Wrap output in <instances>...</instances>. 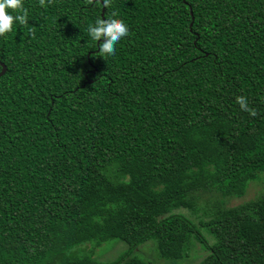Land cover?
<instances>
[{
	"label": "trees",
	"instance_id": "trees-1",
	"mask_svg": "<svg viewBox=\"0 0 264 264\" xmlns=\"http://www.w3.org/2000/svg\"><path fill=\"white\" fill-rule=\"evenodd\" d=\"M22 3L0 36V264H151L148 239L264 264V189L225 202L264 173V0ZM113 11L128 33L105 57L86 27ZM108 239L127 248L97 260Z\"/></svg>",
	"mask_w": 264,
	"mask_h": 264
},
{
	"label": "clouds",
	"instance_id": "clouds-1",
	"mask_svg": "<svg viewBox=\"0 0 264 264\" xmlns=\"http://www.w3.org/2000/svg\"><path fill=\"white\" fill-rule=\"evenodd\" d=\"M43 0H41V3ZM100 8H109L112 0H97ZM28 12L22 0H0V36L12 30L13 24L25 25ZM86 32L91 41L96 42L97 51L101 56H112L115 45L128 33L125 21L119 18L115 11L109 16L101 18L98 16L86 27ZM236 103L242 110L250 111L244 96H237Z\"/></svg>",
	"mask_w": 264,
	"mask_h": 264
},
{
	"label": "rangeland",
	"instance_id": "rangeland-1",
	"mask_svg": "<svg viewBox=\"0 0 264 264\" xmlns=\"http://www.w3.org/2000/svg\"><path fill=\"white\" fill-rule=\"evenodd\" d=\"M264 189V173L261 174V177L258 181L250 182L245 194L242 197H231L227 199L226 205L231 206L238 204L242 201L253 198L258 192ZM216 197L215 193H206L203 194L200 201L198 202L199 214L202 213V206L205 205V202L211 201ZM211 202L206 204V208L210 207ZM178 211L185 213L188 216H191V213L186 209H179ZM203 217V216H201ZM92 246L95 245L94 249V258L102 261H109L116 258L120 255L126 248L127 244L119 239H108L99 242L98 244L94 242H86ZM84 243V244H86ZM81 244V245H84ZM81 245H78L80 247ZM137 253L148 260L151 264H182L184 262H195L200 260L204 255L205 251L202 249L201 245L194 243L189 251V255L186 258L179 259H164L161 258L157 252L156 244L154 239H148L137 248Z\"/></svg>",
	"mask_w": 264,
	"mask_h": 264
},
{
	"label": "water",
	"instance_id": "water-1",
	"mask_svg": "<svg viewBox=\"0 0 264 264\" xmlns=\"http://www.w3.org/2000/svg\"><path fill=\"white\" fill-rule=\"evenodd\" d=\"M91 1H95V0H91ZM103 11H104V7H102V9H101V16L103 15ZM190 13H191V21H190L189 25L191 26L192 21H193V15H192V10L191 9H190ZM95 51H97V49ZM0 67H1L0 68V75H2L4 73V71H5V69H6V65L3 62L0 61Z\"/></svg>",
	"mask_w": 264,
	"mask_h": 264
}]
</instances>
